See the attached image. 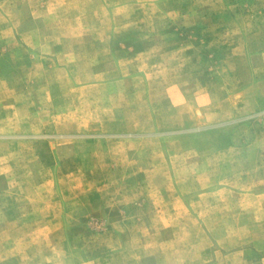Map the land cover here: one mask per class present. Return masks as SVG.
<instances>
[{
    "label": "rangeland",
    "instance_id": "1",
    "mask_svg": "<svg viewBox=\"0 0 264 264\" xmlns=\"http://www.w3.org/2000/svg\"><path fill=\"white\" fill-rule=\"evenodd\" d=\"M0 264H264V0H0Z\"/></svg>",
    "mask_w": 264,
    "mask_h": 264
},
{
    "label": "crops",
    "instance_id": "2",
    "mask_svg": "<svg viewBox=\"0 0 264 264\" xmlns=\"http://www.w3.org/2000/svg\"><path fill=\"white\" fill-rule=\"evenodd\" d=\"M106 35H96V36H94V35H92V37H90V41L91 42H93V43H95V42H97V41H102V40H105L106 39ZM68 39H70V38H72L71 36H69V37H67ZM79 38H82V37H79ZM91 46H96L95 44H92Z\"/></svg>",
    "mask_w": 264,
    "mask_h": 264
}]
</instances>
